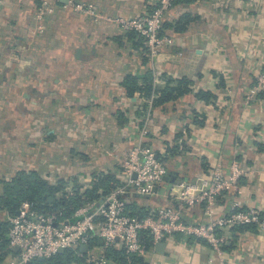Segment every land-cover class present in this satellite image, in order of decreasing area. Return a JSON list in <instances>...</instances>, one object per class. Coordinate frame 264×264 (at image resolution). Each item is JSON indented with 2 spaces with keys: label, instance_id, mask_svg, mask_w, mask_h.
Returning a JSON list of instances; mask_svg holds the SVG:
<instances>
[{
  "label": "crops",
  "instance_id": "0c3cea01",
  "mask_svg": "<svg viewBox=\"0 0 264 264\" xmlns=\"http://www.w3.org/2000/svg\"><path fill=\"white\" fill-rule=\"evenodd\" d=\"M92 1L101 14L97 19L63 0H52L53 13L41 17L40 0H0V196L5 182L21 171L60 185V194L91 189L98 175L110 173L121 183L116 190L127 184L122 164L130 149L150 146L165 156L168 144H179L177 154L167 153L170 179L149 196L122 194L128 203L138 210L165 206L173 186L178 190L181 182L209 180L217 172L225 177L236 157L245 169L238 186L217 196L209 211L206 202L190 205L186 219L215 220L235 203L264 213V150L257 144H264V96L245 101L264 69V0L177 8L175 19L186 11L197 18L186 33L175 35L188 55L170 57L162 70L188 76L194 90L153 108L147 123V99L129 96L122 82L129 74L142 77L151 59L146 63L127 30L106 16H140L158 0ZM201 89L217 97L199 100L195 93ZM183 143L189 148L181 149ZM11 215L0 209V222ZM216 234L226 237L223 254L197 235L176 232L154 242L143 264H264V231L229 227ZM157 242L165 244L161 251ZM75 258L69 264H79Z\"/></svg>",
  "mask_w": 264,
  "mask_h": 264
},
{
  "label": "built area",
  "instance_id": "2783aa9c",
  "mask_svg": "<svg viewBox=\"0 0 264 264\" xmlns=\"http://www.w3.org/2000/svg\"><path fill=\"white\" fill-rule=\"evenodd\" d=\"M173 1L158 0L159 6L154 11L140 16H106V20L117 22L124 29H135L145 38L156 83L165 82L161 78L162 62L170 57L182 58L188 55L186 49L178 46L174 36L160 34L166 17L172 18L170 11ZM40 2L39 17L53 13L55 7L52 0ZM65 6L94 19L101 16L97 4L92 0H68ZM248 90L247 99L250 100L256 99L258 93L264 91V69L257 74L255 83ZM147 101L150 109L147 111L146 123L152 117V99ZM122 165L127 176L125 187H119L98 199L86 200L69 217L60 218L56 213L40 212L33 203L23 202L18 213L9 218V245L18 247V253L3 264H28L37 258L57 255L61 247L65 250L80 249L84 244L89 246L85 256L84 252L78 253L85 257V264H111L113 261L107 256V251L112 246L122 247L128 254L145 255L148 251L142 239L144 231L151 234L154 242L176 232H182L188 237L197 235L209 242L219 254H223L226 237L216 234L218 229L255 222L264 231V213L258 208L231 212L204 222L186 219L190 205L200 206L206 202L209 211L217 196L238 186L239 177L245 173L238 162L232 165V172L225 177L217 172L209 180L181 182L182 187L178 190L173 186L170 203L145 216L130 214L128 201L121 195L129 191L145 196L154 194L157 185L169 175V168L158 158L152 147L144 145L130 149ZM238 206L239 203H235L231 211ZM96 238L104 242L100 248L91 244Z\"/></svg>",
  "mask_w": 264,
  "mask_h": 264
},
{
  "label": "trees",
  "instance_id": "16d2710c",
  "mask_svg": "<svg viewBox=\"0 0 264 264\" xmlns=\"http://www.w3.org/2000/svg\"><path fill=\"white\" fill-rule=\"evenodd\" d=\"M207 1L210 0H174L173 7L170 11L172 18H168L169 16L166 17L160 34L171 35L175 37L177 34L186 33L197 17L193 16L192 12L186 11L175 19L174 13L177 12V8L183 4H193ZM158 6L159 4L157 2L154 6H152L149 12L154 11V9ZM126 30V36L128 39L132 40L137 48L141 47L142 51L144 52V60L146 63L149 62L150 51L145 42V38L141 36L135 29ZM154 75V70H152L150 67L142 77L129 74L122 82V86L129 96H141L147 100L152 99L151 112L153 108L164 106L165 104L175 101L180 97L193 92L194 90V81L188 76L174 77L168 75L166 72H163L161 74V78H163L165 82L156 83L154 80ZM195 95L199 100H203L206 103L211 102L217 97L214 92L206 89L199 90L195 93ZM260 95L264 96V91L259 92L257 97ZM147 106H149V102L143 105L142 112L145 114V108H147ZM140 124H142V121ZM257 144L260 149L264 150V144H262V142H257ZM187 148H189V146L183 143L181 149L186 150ZM179 149V144H168L167 150L165 152L166 155L163 156V154L158 151L159 154L157 156L168 166L167 153H170V155H175L178 153ZM120 184L121 183L115 179L112 174H100L96 177L95 184L91 189L83 192L76 190L74 194L69 192H63L60 194V185L50 184L46 179L42 178L36 173L30 174L28 172L21 171L18 172V174H16V176L11 181L5 182L4 193L0 196V209L7 210L10 212V214L14 215L23 202L29 201L33 203L35 208L40 212L56 213L60 218H65L71 216L81 206V203L88 199H98L101 195H107ZM100 190H102L101 193L99 192ZM51 198L52 200H50ZM127 206L130 214L133 215L145 216L151 212V210H138V204L136 203L131 202L128 203ZM247 210H250V208L238 206L233 211H230V213ZM10 226L11 223L9 220L0 222V264L6 262V256L8 254L16 253L15 249L9 245ZM230 229L231 232H258L260 228L258 223L252 222L246 224H234L230 227ZM142 239L147 251L154 247V241L149 232L144 231ZM91 244L95 245L101 243L99 242V238H96L92 240ZM103 244L104 242L102 241L101 245L103 246ZM68 250L69 251L58 253L57 255L49 258L34 259L28 264H69L70 261L75 258V252H80V249ZM84 256H81V258H75V260H77L79 264H85ZM107 256L118 264L144 263V255L128 254L122 247L119 248L112 246L108 248Z\"/></svg>",
  "mask_w": 264,
  "mask_h": 264
},
{
  "label": "water",
  "instance_id": "95a60500",
  "mask_svg": "<svg viewBox=\"0 0 264 264\" xmlns=\"http://www.w3.org/2000/svg\"><path fill=\"white\" fill-rule=\"evenodd\" d=\"M63 2L67 3L68 0H63ZM135 176H136V175H135ZM169 179H170V176H169V175H166V176L164 177V180H169ZM155 190H156V188H155ZM50 200H52V198H51ZM16 213H18V210H17ZM164 246H165V244H164L163 242H157V243H156V249H157L158 251H161V250L164 248ZM88 248H89V246H88L87 244H84V245H82V246L80 247V250L83 251V252H86V251L88 250ZM14 249L18 250V247H15ZM64 251H65V249L62 248V247L59 249V252H60V253H62V252H64Z\"/></svg>",
  "mask_w": 264,
  "mask_h": 264
},
{
  "label": "rangeland",
  "instance_id": "374dc122",
  "mask_svg": "<svg viewBox=\"0 0 264 264\" xmlns=\"http://www.w3.org/2000/svg\"><path fill=\"white\" fill-rule=\"evenodd\" d=\"M248 91H249V90H247V93L245 94V101H246L247 103H251V102H253L254 100L247 99ZM257 101H259V100H257ZM261 139H262V138H261ZM235 159H236V157L232 159V160H234V161H233L232 164H231V168H230V171H231V172H232V165H233L235 162H237V159H236V161H235ZM260 161H263V160H260ZM231 172H229V173H231ZM229 173H227V175H228Z\"/></svg>",
  "mask_w": 264,
  "mask_h": 264
}]
</instances>
